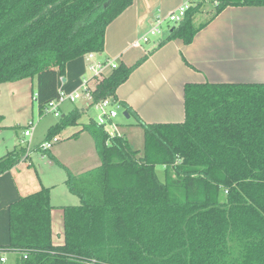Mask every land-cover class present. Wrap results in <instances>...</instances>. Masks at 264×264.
<instances>
[{
    "label": "trees",
    "instance_id": "16d2710c",
    "mask_svg": "<svg viewBox=\"0 0 264 264\" xmlns=\"http://www.w3.org/2000/svg\"><path fill=\"white\" fill-rule=\"evenodd\" d=\"M132 1L0 0V84L34 79L32 101L43 113L66 63L100 54L106 26ZM205 1L191 5L160 44L190 43L227 6L264 7V0H216L210 18L195 25ZM144 58L118 64L93 100L115 97ZM183 104L181 122L144 123L121 103L142 128L141 149L124 135L108 138L93 119L83 124L98 166L73 174L50 154L79 198L60 207L63 243L52 241L50 188L42 187L8 205L9 241L0 250L21 264H264V81L186 83ZM81 112L59 117L45 140L77 125ZM23 151L1 156L0 174Z\"/></svg>",
    "mask_w": 264,
    "mask_h": 264
},
{
    "label": "crops",
    "instance_id": "0c3cea01",
    "mask_svg": "<svg viewBox=\"0 0 264 264\" xmlns=\"http://www.w3.org/2000/svg\"><path fill=\"white\" fill-rule=\"evenodd\" d=\"M184 1L186 0H133L105 29L103 51L97 55L102 60L115 58L118 64L132 66L145 57L115 89L116 99L130 107L144 123L183 121V87L186 83L264 81L263 6H227L208 20L212 12L206 24L195 33L188 44L180 39H171L160 44L167 36L169 27L152 43L150 40L142 42L141 36L152 26L156 17L166 15ZM87 65L85 55L69 60L65 65L64 77L58 78V91L78 90L83 78L89 76ZM34 82V79L26 78L0 84V157L18 150L15 139H10L12 131L8 128H24L27 121L34 120L36 110L34 130L31 136H23L28 137L27 144H31L33 151L39 152L38 155L52 152L51 155L73 174L98 166L100 161L93 138L87 130L81 129L83 124L74 125L72 130L67 131L69 141L58 144L53 150V146L49 149L39 148L42 143L38 138L39 134L45 132V139L48 128L58 120L47 119L51 113H40L33 106V96L31 94L30 97V93L35 87ZM84 103V99L63 102L59 108L58 119L74 108H80L84 112ZM127 114L126 118H136L133 113ZM60 141L59 138L57 143ZM12 146L14 148L10 149ZM19 149L24 151L18 162L0 174V246L7 245L9 241L8 205L42 187L51 189L55 185V182H48L50 177L43 169L39 175L33 173L34 162L31 155L34 153L26 152V148L21 145ZM68 153V158L62 156ZM68 161H75L83 168L74 172V168H69ZM58 194L54 193L53 196L50 190L52 233L54 207L61 211V216L60 207L67 205L58 202ZM61 195L63 196L62 192ZM53 197L57 200L56 203L53 202ZM10 253L14 252L0 250V254L6 259L0 264L7 262Z\"/></svg>",
    "mask_w": 264,
    "mask_h": 264
},
{
    "label": "rangeland",
    "instance_id": "374dc122",
    "mask_svg": "<svg viewBox=\"0 0 264 264\" xmlns=\"http://www.w3.org/2000/svg\"><path fill=\"white\" fill-rule=\"evenodd\" d=\"M214 9H215V4H214L213 0L205 1L203 6L201 7V9L198 10L193 15L194 24L198 25L199 23H202L205 20H207L209 15L212 12H214ZM163 23H164L163 24V33L165 30L168 29V27H170L174 24L173 21H168V20H165ZM158 36H161V35L160 34L159 35H149L150 42L152 43V41H154L155 38H157ZM96 58L102 60V58L100 56H97ZM23 79H26V78H23ZM20 80H22V79H20ZM20 80H16V81H20ZM34 86H35V82H34ZM34 92H35V87L32 90V93H30V97H31V94L33 96ZM30 100H31V98H30ZM33 106H35V105L33 104ZM78 109L80 110V108H78ZM123 110L124 109H120L118 116L116 117V120L120 124L119 127L122 129L123 133L126 134L125 137L128 139L130 145L134 149H141L142 141H143L142 128L136 124V122H137L136 118H134L133 116H131L130 118H126L122 114ZM98 115H99V111L94 106L88 107L85 109L84 112H81V114L78 118V124L77 125L87 124L90 121V119H93L95 121L97 119ZM47 117H48L47 119H49V120H56V121L58 120V117L54 116L52 113L50 114V116H47ZM33 118H34L33 122L37 120L36 110L34 111ZM25 126H26V124L24 125V127ZM22 128L18 127V126H13V127L8 128V129H11V131H12V132H10V139L11 138L15 139L17 149H19V146L21 145L22 147L26 148V152H31L30 154L34 153L33 155H31L33 158V162H34V166H32L33 173L39 175L41 173V170L43 169L45 171V173H47L48 176L50 177V179H49L50 181L48 180V182H55L54 183L55 185L52 186L50 190H52V195L54 193H59L56 196V198H59V200H60L58 202H64L63 204H67V205L79 204V198L75 194H73L72 192H70L68 190V188L64 182L65 177H66V170L59 163H57L54 159H52L50 157V154H52V152H49V153L43 152L42 155H40V154L38 155L39 152L33 151V147L31 146V144H29V146L27 147L28 137H23ZM73 128H74V126H70V127L68 126L66 129H64L65 131H63V132L61 131L59 136L57 135V137L60 138L61 141L58 143L56 142L53 145L51 150H53L58 144H60L62 142L64 143L66 141H69V140H67L66 133H67V131H70ZM44 134H45V132L44 133L42 132L38 136V138H40L39 140H42V143L45 141ZM0 139H1V136H0ZM67 143H69V142H67ZM13 148L14 147L12 146L10 149H13ZM62 156L65 158H68L70 156V154L68 153L66 156L65 155H62ZM68 162H69L68 163L69 168H71V169L74 168L73 169L74 172L76 170H79L80 168H83V166H81L79 163H77L75 161H72L74 163H72L71 161H68ZM24 167H27V165H25ZM162 169L163 168L161 165L155 166V170H156L159 177H161V175H162ZM61 192L63 193V196L62 195L60 196ZM53 202L56 203L57 200L54 198ZM60 214H61V211L58 208L54 207V210L52 212V218H53L52 241L54 244L63 243L62 215L60 216ZM3 264H21V260L16 254L10 253V254H8L7 262H5Z\"/></svg>",
    "mask_w": 264,
    "mask_h": 264
},
{
    "label": "built area",
    "instance_id": "2783aa9c",
    "mask_svg": "<svg viewBox=\"0 0 264 264\" xmlns=\"http://www.w3.org/2000/svg\"><path fill=\"white\" fill-rule=\"evenodd\" d=\"M197 1L200 0H186L166 15L156 17L152 26H150L147 32L141 36V40L146 42L149 40V35L161 34L163 32V22L165 20L173 21V23L180 21L186 10ZM213 1L216 3V0ZM97 55L98 54L94 52H90L85 55L88 61L87 70L89 72V76L83 78L80 88L72 92L59 91L58 96L46 104L44 112L52 113L54 116L58 117L60 115L59 108L63 102H74L77 99H84V108L94 106L99 111V115L95 120V123L103 129L108 138L122 136L124 133L119 127V122L116 120L119 110L123 109L121 103L111 95L105 96L98 101L93 100V91L101 84L103 79L109 75L110 72L108 71H112L118 66V62L115 58L98 60L96 58ZM34 127L35 124L33 121H27L26 126L22 131L23 136H31ZM58 140L59 138L55 135L39 144V148L49 149ZM28 146L29 143L27 147ZM5 260V256L0 254V262H4Z\"/></svg>",
    "mask_w": 264,
    "mask_h": 264
},
{
    "label": "water",
    "instance_id": "95a60500",
    "mask_svg": "<svg viewBox=\"0 0 264 264\" xmlns=\"http://www.w3.org/2000/svg\"><path fill=\"white\" fill-rule=\"evenodd\" d=\"M63 80H64V79H63ZM123 115H124L125 117H128L127 111L123 110Z\"/></svg>",
    "mask_w": 264,
    "mask_h": 264
}]
</instances>
